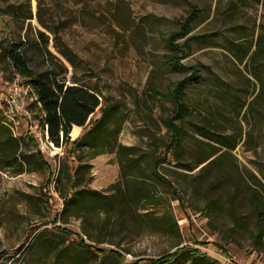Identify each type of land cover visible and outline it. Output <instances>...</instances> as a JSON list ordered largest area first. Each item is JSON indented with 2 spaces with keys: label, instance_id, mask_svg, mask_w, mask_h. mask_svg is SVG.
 I'll return each mask as SVG.
<instances>
[{
  "label": "rangeland",
  "instance_id": "1",
  "mask_svg": "<svg viewBox=\"0 0 264 264\" xmlns=\"http://www.w3.org/2000/svg\"><path fill=\"white\" fill-rule=\"evenodd\" d=\"M191 5L196 15L176 39L182 70L166 62V37L182 30ZM39 30L49 37L46 48ZM17 40L31 69L53 64L68 84L76 78L99 91L104 108L113 105L105 122L118 130L111 142L134 148L135 164L123 169L115 149L90 157L86 145L70 152L69 143L47 142L28 94L33 123L5 117L15 139L9 144L0 135V264H147L182 246L218 264L264 263L256 226L264 216V0H0V42ZM189 66L200 71L183 92L193 113L182 123L181 143L170 148L164 118ZM23 82L0 55V95ZM101 117L97 108L71 140ZM34 123L43 140L32 145ZM40 144L49 169L37 158ZM63 160L77 174L72 193L89 188L126 197L130 175L159 199L96 205L84 216L57 190Z\"/></svg>",
  "mask_w": 264,
  "mask_h": 264
},
{
  "label": "trees",
  "instance_id": "2",
  "mask_svg": "<svg viewBox=\"0 0 264 264\" xmlns=\"http://www.w3.org/2000/svg\"><path fill=\"white\" fill-rule=\"evenodd\" d=\"M191 5V12L185 21V24H181L182 30L166 37L167 45L172 51L166 62L172 67L177 69L186 68L181 63L183 56V50L176 39L185 33V25L196 15ZM25 19H31L32 13H28L24 16ZM40 39L39 43L43 48H46L49 37L45 35L43 31H38L37 34ZM24 48V41L17 40L11 41L9 44H3L0 42V55L6 59L13 70L25 78L26 84L30 86V96H34L32 103H34L40 110L38 115L41 123L48 131L49 139L54 145L62 146L63 143H69L71 145L70 152H74L77 146L86 145L90 148V157L97 153H104L106 151L116 150L117 156L120 159L121 167H133L135 162L129 156L133 153L134 148L125 146L123 144L114 145L111 142V136L118 133L117 129L108 127L105 122L112 112V106L102 105L100 101V93L94 87H89L85 83L77 82L76 78L72 79V84L66 82L65 74L57 70V68L51 64L46 70L35 71L30 67V60L26 55ZM63 55L68 59L71 64H74L72 54L63 52ZM187 69L191 70V76L182 79L176 83V86L171 90V96L174 100L173 113L170 116L164 118V124L168 128L170 134V141L172 142L170 148L177 147L181 143V140L185 136V132L182 128V123L188 115L193 113L192 108L186 104L183 99V92L187 87V84L192 79H197L200 75V71L195 69L194 66H189ZM99 108L101 110V118L92 122V126L88 132L77 137V139L71 140L70 133L73 126H85L91 123V114ZM9 123L5 118L4 109L0 108V135H6V141L11 143L14 138L12 132H10ZM15 139V138H14ZM32 145L35 143V138L28 140ZM37 146V145H36ZM116 146V148H115ZM8 151L4 152L7 153ZM37 158L41 163L49 169L48 162L43 159L42 151L37 146ZM160 162L155 161L153 164V171L157 177H160L156 168ZM143 170L138 169L137 172ZM58 176L55 179L57 185L62 183V186L57 187L59 195L66 206H71L76 211H81L84 216H91L93 208L96 205H100L105 208L107 206H114L115 204L127 201L129 203H136L142 199H150L152 201H158V196H153L151 192L144 191L137 185L136 178L132 179L130 175L125 176V185L128 188V194L124 197L122 194L116 193L113 195H103L95 189L81 188L77 193H72L74 186H78V178L76 171L69 167L68 163L63 160L58 172ZM153 198V199H152ZM157 199V200H156ZM256 226L260 234H264V216L263 212H260ZM59 228V231L65 233L66 229ZM42 238L39 236L36 239V243ZM78 245L92 249L90 244H87L83 239H80ZM116 257L122 259L123 256L119 251H114ZM174 260L170 264H178L180 261H186L188 264H218L210 256L201 255L198 250L190 249L182 246L174 251L166 252L158 257L147 258V264H166L167 262Z\"/></svg>",
  "mask_w": 264,
  "mask_h": 264
},
{
  "label": "built area",
  "instance_id": "3",
  "mask_svg": "<svg viewBox=\"0 0 264 264\" xmlns=\"http://www.w3.org/2000/svg\"><path fill=\"white\" fill-rule=\"evenodd\" d=\"M29 84H15L7 93L0 95V108L4 109V115L9 120H15L19 115L25 116L27 120H30L31 123L34 121V117L30 113L26 105V99L28 98V94L30 93ZM32 97V96H31ZM34 99V96L32 97ZM38 123H34L30 125V131L34 134L36 141L43 140V136L41 135V131H38L37 128ZM44 138L49 141L48 131L46 127L43 130ZM50 142V141H49ZM38 146V145H37ZM39 149L43 152V146L40 144ZM264 264V263H262Z\"/></svg>",
  "mask_w": 264,
  "mask_h": 264
},
{
  "label": "bare ground",
  "instance_id": "4",
  "mask_svg": "<svg viewBox=\"0 0 264 264\" xmlns=\"http://www.w3.org/2000/svg\"><path fill=\"white\" fill-rule=\"evenodd\" d=\"M79 132H80V126H73L72 127L71 134L73 136L76 137L79 134Z\"/></svg>",
  "mask_w": 264,
  "mask_h": 264
}]
</instances>
